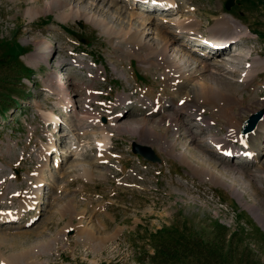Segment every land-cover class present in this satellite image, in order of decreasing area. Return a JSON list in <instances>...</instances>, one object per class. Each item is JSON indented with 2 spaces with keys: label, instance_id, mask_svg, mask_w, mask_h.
Returning <instances> with one entry per match:
<instances>
[{
  "label": "rangeland",
  "instance_id": "rangeland-1",
  "mask_svg": "<svg viewBox=\"0 0 264 264\" xmlns=\"http://www.w3.org/2000/svg\"><path fill=\"white\" fill-rule=\"evenodd\" d=\"M102 1L95 10L105 14L113 10L107 17L117 23V28L121 23L127 26L128 12L144 13L175 38L178 49L189 44L178 30H194L195 34H209L223 41L239 34L229 46L213 44L196 54L188 48L187 51L196 59L206 57L220 69L215 74L216 68L208 66L204 75L229 84L240 100L241 111L234 109L242 118L250 117L251 109H256L254 113L263 111L264 68L258 62H264V39L256 32L264 33V0H255L257 6L252 10H246L245 4L236 0L230 9L225 8L226 0H165L171 6L177 2L176 8L160 14L140 11L139 6L131 7L126 0H114L116 6L108 8V4L101 10ZM82 2L91 6L86 0ZM45 3L46 0H0V211L18 207L19 194H26L30 188L39 187L41 191L36 205L28 206L15 222L1 226L0 234L8 239L0 247V259L52 241L50 250L36 252L32 260L37 259L40 264H152L155 239L163 233L164 238L171 236L179 243L187 237L191 246L199 244L204 248L201 258L174 256V261H166L167 264H222L223 260L228 264H264V221L250 206L256 205L264 220V136L261 148L252 157L244 152L225 157L206 138L225 137V119L218 117L210 125H202L183 114L182 107L178 108L179 122L188 126L189 134L198 136L209 156L218 164L235 168L233 173L222 175L224 181L230 183L232 176L245 172L247 178L237 184L242 196L236 195L229 184L216 183L196 173L158 143L150 146L162 163L138 158L132 153L131 144L136 141L146 145L144 141L131 132L111 131V118L123 123L144 117L157 120L163 113L153 114L152 105L143 102V98L173 97V104L181 106L178 99L185 94L174 97L172 86L159 74V68L146 66L123 42L121 46L111 42L120 38L108 36L92 21L62 19L58 9L39 11ZM29 8L36 9V14L30 16ZM116 9L122 12L121 21ZM192 20L196 21L192 29L177 27L178 22ZM218 22H227L221 26L222 33H215ZM82 38L87 42L82 43ZM45 41L51 45L50 50L44 49ZM44 53L48 62L43 60ZM20 63L31 67L34 74L27 76ZM248 68L258 70L244 83L240 74ZM54 73L59 77L67 75L65 80L73 89L74 105L66 113L64 104L68 97L61 101L54 91L48 96L47 82L51 76L55 78ZM138 73L144 75V81ZM44 110L61 117L53 113L55 121L47 119L55 123L51 124L44 120ZM119 114L121 117L116 116ZM204 114L210 115L209 111ZM83 118L91 121L81 122ZM100 124L109 128L112 148L99 157L94 132L99 133ZM181 127L176 137H170L177 138L178 149L184 151L189 145L198 154V145ZM50 134L53 139L62 140L46 159L48 168L53 169L46 168L49 173L45 171V180L36 184L32 174ZM235 141L229 140L231 147L242 150ZM64 146L69 152L62 156V166L57 168V152L63 151ZM187 154L197 162L196 157ZM76 161L85 162L86 168L74 167ZM50 173L56 176L55 181L48 177ZM37 205L41 210L36 212ZM89 228L98 235H109L100 247L92 249L78 238V230ZM71 230L74 234L68 235Z\"/></svg>",
  "mask_w": 264,
  "mask_h": 264
},
{
  "label": "bare ground",
  "instance_id": "bare-ground-1",
  "mask_svg": "<svg viewBox=\"0 0 264 264\" xmlns=\"http://www.w3.org/2000/svg\"><path fill=\"white\" fill-rule=\"evenodd\" d=\"M86 1H88L91 6L82 5V0H46L45 5L38 9L39 11H48L52 8H55L61 11L60 17L62 19L74 17L76 19L92 21L97 26H99L101 30L104 31L108 36L114 35V38L117 40L118 38H120V41H111L112 43L118 42L120 45L122 44L121 42H123V44L127 47L124 48H126L133 54L138 55L140 60L146 66H148L149 68H159L161 70L160 72L158 71L159 74L172 86L174 97L185 94V97L178 99V102L181 106H178V104H176L175 106L173 104V97L164 98L161 96H154L153 98H143L142 101H145L149 105H152L151 108H153L154 111H156L157 113L161 112L163 114L160 115L157 120H151L152 118L149 119L147 117H144L143 119L125 123L117 120L114 121L115 117H113L110 120V130H124L127 132H131L133 134H136L139 140L144 141V143L148 145L152 143H158V145L166 149L170 154L180 158L183 163L189 165L196 173L204 175L205 177L214 180L216 183L221 182L224 185L229 184L236 195L242 196V192L238 191L237 189V184H239V182L243 183L244 179L247 178L246 176L244 177L245 172H241L236 176H232L230 179V183L224 181L222 175L229 174L231 172L233 173V170L235 168L230 167L229 164H218L217 161H214L209 156V153H207V151L198 142V136L194 135L193 133L189 134V131L187 129L188 126L182 124V121L179 122V120L181 119L178 117V108L182 107L181 111H183V114H187L188 116H191L192 119L205 125H210L211 122L216 118L223 117L225 119V124L228 131L225 137L217 135H210L206 137L209 143L218 146L219 151L223 153H231L232 151H234L229 143V140L232 139L241 141L246 145L247 148L249 147L246 153H257L261 148V144L263 141L262 138L264 136V118L259 122L257 129L253 133L247 135L240 133L241 123L244 118H242L239 112L236 113L234 109V107H237L239 108V111L241 108L240 100L237 95H235L236 92L230 89L228 83L224 81H217L204 75V72L207 70L208 66H210V69L216 68L214 69L215 74L220 72V69L218 67L212 65L210 61L206 59V57L197 59L194 58L193 54L188 52L187 48L185 47L179 49L175 47V38L171 36L169 32L164 31L163 27H160L155 21L150 20V18H148L144 13L128 12V14L125 15L126 19L129 18L127 19V26H124L125 24L121 23V25H119V27L117 28V26L115 25L117 23L109 21L107 17V13H112L113 10L109 9L105 14V12L98 11V9L95 10V8H98L99 0ZM101 3L103 4V7L100 8L101 10L106 8L108 4H110L108 8H111L112 4V7L116 6L114 0H103ZM36 11V9L34 10L32 8H29L27 10V13L30 16H33L34 14H36ZM114 12L117 14V18L121 21L122 12L118 11V9H116ZM114 16L115 15H113V17ZM133 20H135L136 22L134 23ZM188 22H178L177 27L180 29H192V27H194V25L196 24L195 20H192V23ZM227 22H218L215 33H220L222 31L221 26L223 24H226ZM43 44L45 50L51 49V45L46 41L43 42ZM46 57L47 56L44 53L43 60H45V62H48V59ZM162 58L165 59L164 62L161 61ZM258 66L264 68V62H258ZM231 70L235 72L236 68H233ZM256 70L258 69H243L240 74L242 82L248 83L252 79V75ZM47 83V86L58 93L61 101L65 100V98L67 99L68 97V100L66 101V108L70 107L72 104L71 99L73 98V89L70 84L66 85L65 82H61L63 84L62 86L61 83L52 76L49 78V82ZM198 99H202V102H196V100ZM209 103H212L213 107H207ZM165 105L167 106V109ZM217 105H219V108H214ZM172 106H174V108H172ZM175 108L177 110H175ZM202 110L203 113L201 112ZM255 110L256 109H251V112H254ZM205 111H209L210 115L206 116V114H204ZM42 116L46 120L51 118L53 119V121H55L56 119L53 116V112H47L46 110L42 112ZM85 120L90 119H80L81 122ZM92 121L95 120L92 119ZM180 126H182V128L186 130V136H190V141L198 145V154L193 152L189 145H186L184 151L183 149H178L177 138L173 139L170 137H176V131ZM82 129L84 130V128ZM99 129V133L96 131L94 132V135L97 136L96 143L98 145L99 152L102 155L107 152L106 149L110 145L109 143L111 140V134L107 125L100 124ZM54 145L55 141L52 138H49L48 144L42 147V155L44 156V159L47 157L48 149L50 147H54ZM187 151L191 154V156L196 157V163H194L189 158ZM58 161L59 160H57V162ZM77 165L83 167L84 169L86 168L85 162L82 163L81 161H76L73 166L77 167ZM46 168L47 163L45 162V160L38 164L35 172L32 175V178L36 182V184L45 180L44 173L46 171ZM261 171H264V166ZM50 177L53 181L56 180V177L53 175V173H50ZM243 189H245V186ZM26 192V194L20 195V206L18 205L17 208L12 209L8 212L0 211V223H6V221H10L11 219L21 215L22 209L28 204H33L34 201L40 196L39 187H37L36 189L30 188ZM250 206L256 213H258V217H260V219L264 221L263 216L259 213V208H257V206L254 204H250ZM78 232V238L82 242L88 244L92 249L100 247L104 240L109 237V235L106 234L98 235L93 228L78 230ZM7 239V236L0 234V247L5 243ZM51 242L52 241H46L40 244L38 242L39 245L37 246L35 245L32 248L12 253L6 256L5 259H0V264H40L37 259H32H34L36 252L50 250L52 245Z\"/></svg>",
  "mask_w": 264,
  "mask_h": 264
},
{
  "label": "trees",
  "instance_id": "trees-1",
  "mask_svg": "<svg viewBox=\"0 0 264 264\" xmlns=\"http://www.w3.org/2000/svg\"><path fill=\"white\" fill-rule=\"evenodd\" d=\"M237 2L239 4L244 3L245 4L244 8H247L248 10L255 9L254 7L257 6L255 0H237ZM259 34L264 39V33L259 32ZM20 66L25 70V67L22 65V63H20ZM154 246L156 252L155 255L152 256V259L154 260L152 264H167L166 261H168V263H172L171 261H174V256H183L185 258L186 257L196 258L198 256V258H201V255L203 253L202 250H204V248L199 244L195 246H191L189 243V239L187 237L185 240H180L179 243L177 238L175 239L172 238L171 236L164 238L163 233L162 235H157V239H155ZM228 263L229 262L227 260L222 261V264H228Z\"/></svg>",
  "mask_w": 264,
  "mask_h": 264
},
{
  "label": "water",
  "instance_id": "water-1",
  "mask_svg": "<svg viewBox=\"0 0 264 264\" xmlns=\"http://www.w3.org/2000/svg\"><path fill=\"white\" fill-rule=\"evenodd\" d=\"M233 3H234V0H227L226 1L227 9H229ZM262 114H263L262 112H259L257 114L252 115L248 120H246L245 123L243 124V132L247 133V132L252 131L255 128L259 119L262 117ZM133 150L134 152L140 153L150 160H153V161L160 160L150 147H146V146H142V145L134 143Z\"/></svg>",
  "mask_w": 264,
  "mask_h": 264
}]
</instances>
